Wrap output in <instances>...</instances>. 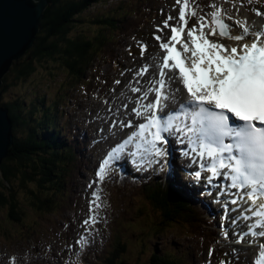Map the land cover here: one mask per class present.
I'll return each instance as SVG.
<instances>
[{"label": "rangeland", "instance_id": "rangeland-1", "mask_svg": "<svg viewBox=\"0 0 264 264\" xmlns=\"http://www.w3.org/2000/svg\"><path fill=\"white\" fill-rule=\"evenodd\" d=\"M49 1L46 10L51 6V0ZM132 1L97 0L94 4L87 7L85 13L77 17L75 22H71L69 34L91 36L96 32L94 19L104 15L117 17L120 11H122L121 14L125 12L128 14L124 18L122 17L123 22L118 27H115L116 30L106 29L109 39L115 37L113 40L106 41L105 46H103V53H101L102 57L96 59L95 65L88 72V78L83 77L79 80V78L73 76L71 71L64 68L65 63L61 62V57L50 59V57L43 56L41 60H34L36 65L35 70L26 80L24 78L18 81L13 79L8 80L9 88L6 92L7 95L13 99H21V101H31L39 92L42 93L41 95L46 96L47 101L57 98L56 96L58 95L69 97V102L71 101L72 105L69 108H63L61 111L63 114L66 109L67 115L64 117V120L69 119V122L64 126H67V131H69V128L72 131L69 144H76L77 128H82L83 132H87V125L78 120V116H81L90 108L96 110L99 102L106 103L108 101V96L110 97L111 92H114L119 84L117 83L119 78H126L129 72L123 68V64L129 63V65L135 67L142 63V61L138 63L136 58L140 56L143 58L145 56L142 51L145 50L143 46L146 45L147 41L151 42L156 36H163L166 32L171 34L170 28L164 27V22L168 20L170 15L173 19L168 20L169 25L170 23H173V25L179 23L178 16L181 5H178L176 0H137L134 8L136 11L130 15L129 11L133 9L131 5ZM214 1L221 3V5L223 4V6L215 4V7L211 10L210 8ZM196 3L200 4V9H204V28L212 26L211 19L209 22H206L208 15L211 16L210 11L214 12L219 10V8L222 9L221 12H225L227 15L228 13H233L234 15L242 14L240 18L243 20L241 19L239 24H234V21H238L236 16L226 19V23L233 25L232 28L239 30H241V26L245 23L249 27L254 28L259 16L256 13L260 12L261 15L264 14V11L261 10V8H264V0H252L251 3L249 0H190V9L195 8L197 10ZM120 8L123 9L120 10ZM198 19L199 16L191 17L194 25L198 24ZM42 21L41 29L36 35L34 44L27 50L29 55H32L42 30ZM257 24H260L264 29L263 21H257ZM158 29H163V31H159ZM220 39L227 41V38ZM156 40L155 38L151 42L154 46L151 48L150 54L156 51ZM161 42H164L162 37L159 44ZM111 56L119 59V65L116 66L113 61L109 60ZM89 83L90 86L88 85ZM75 116L76 119L74 118ZM108 124L111 125V122H108ZM87 146L84 144L82 148L85 149ZM77 148L79 149L78 144ZM78 152L81 151L78 150ZM85 154L89 157L92 156L88 152ZM165 164H160L158 169H162V165ZM112 173L105 180H97V185L93 188L95 195L93 194V197L88 200L82 194L79 186L75 188L74 196L76 197V204L66 214L62 209L56 212L55 215L43 214L38 216L37 214H32L28 218L27 223L33 224L34 219H37V222H39L33 225L32 231H30L32 233L29 235V228L23 230L24 225L21 222L9 220L6 216L7 209L0 207V227L2 228L0 230V264H53L52 257L56 253L62 257L58 264H117L119 262L122 263L123 259H128L131 264H153L149 260L152 251L156 253L174 251L178 255H183L185 251L191 252L193 250L196 252L195 256H190L193 264H242L240 260H231L232 256L228 248H226V251L223 245L220 248L214 247L209 243V239L198 240L194 236L182 231L175 236L169 233L170 230L164 231L165 234L159 236L152 234L151 231L154 228L161 226L158 214L156 213L157 210L149 212V202L146 197H140L136 191L131 190L130 185H127L129 178L126 183H122L116 177L120 181L121 187L113 188L111 200L107 203L106 196L108 189L113 184L114 179ZM163 175L161 174V176ZM89 177L86 181L92 184L95 180L94 171L89 174ZM91 177H93V180H91ZM80 178L79 176H75L73 178V185ZM98 186H100L99 192L97 191ZM190 186V183L187 181L188 189H190ZM85 187H87V184H85ZM67 189L66 193L68 194L70 188ZM96 196H99V200H96ZM93 201H96L99 207H95L92 203ZM103 208L104 211L108 210V215L105 217L102 216L101 212ZM144 208H147L146 211ZM90 209H94V211H90ZM73 213H76V215L72 216ZM68 215V222L60 221L62 217L67 219ZM92 215L96 216L97 222L95 225L91 224V222L85 225L84 221ZM139 215L141 216L140 220ZM25 218L26 215L21 219ZM109 223L111 224L110 235ZM9 226L18 227L23 234H20ZM180 226L183 228L182 225ZM59 228L61 230L56 231ZM114 231L115 237L112 236ZM118 241H120V244ZM156 246L158 247V251L155 250ZM105 251H108L107 256L102 259L95 257ZM253 262L250 261L249 264H253Z\"/></svg>", "mask_w": 264, "mask_h": 264}, {"label": "snow or ice", "instance_id": "snow-or-ice-1", "mask_svg": "<svg viewBox=\"0 0 264 264\" xmlns=\"http://www.w3.org/2000/svg\"><path fill=\"white\" fill-rule=\"evenodd\" d=\"M176 2L181 5L179 23L169 25L168 20L173 17H168L164 27L170 28L172 35L170 42H161L160 46L167 53L163 58L164 68L174 66L178 69L179 77L189 94V99L181 103L180 107L182 110L194 108L191 113V125L179 127L173 123L172 115L165 120L157 114L166 106L162 101L170 98L163 91L166 82L165 73L161 71L155 101L142 105L149 113L147 123L140 124L138 132L133 133L123 145H117L108 154L97 175L103 179L110 162L119 159L117 154L136 138L141 140L137 144V151L143 148L145 152L156 157L167 156L166 146L169 141L163 133L171 134L175 127L177 132L187 135L189 142L199 149L200 170L191 174L197 180L203 177L208 184L222 176L229 179L231 187L243 191L254 204L260 201L261 211L255 215L264 217V200H261V197H264V30L254 31L245 23L241 26V32L233 35V25L226 23V19L231 18L226 17V14L222 16V10H217L211 13L212 26L209 32L205 33V17L200 16L198 24L188 29L190 44L183 42V53L191 54L189 65L174 43L182 42V34L188 27L189 18L196 17L197 11L195 8L190 9V0ZM256 14L261 15L260 12ZM239 23L234 21V24ZM208 35H219L243 43L226 49L223 44L210 41ZM155 38L161 40L160 36ZM143 48L146 50L147 46ZM170 62L174 64L170 65ZM134 91L139 92L140 89L136 88ZM175 91L178 92L179 88ZM134 111L138 116L142 115L139 109ZM230 117L243 123L233 127ZM126 126L130 127L131 123ZM146 132H151V139L145 136ZM204 172L209 175L203 176ZM96 200H99V196H96ZM236 202L232 201L234 204ZM92 203L99 207L96 201ZM89 222L95 225L96 216H90L84 224L88 225ZM260 224L264 227V220H261ZM252 235L264 236V231L252 232ZM239 239L242 242L243 237ZM261 248H264V245H261ZM261 257L264 258V252H261ZM259 264H264V259Z\"/></svg>", "mask_w": 264, "mask_h": 264}, {"label": "bare ground", "instance_id": "bare-ground-1", "mask_svg": "<svg viewBox=\"0 0 264 264\" xmlns=\"http://www.w3.org/2000/svg\"><path fill=\"white\" fill-rule=\"evenodd\" d=\"M134 2L135 4H133ZM136 4H137V0L136 1L133 0L131 3L133 7L132 9L133 11L132 10L129 11V14L131 12L132 14L134 13V10H135L134 8ZM215 4L221 5V3L214 1L213 5ZM221 6H223V4ZM210 9L213 10V7L211 6ZM219 10H222V9L219 8ZM261 10L264 11V8H261ZM211 13L212 11H210V14ZM126 14L127 13L125 12L123 18L125 17ZM221 15L224 16L225 12H221ZM198 16L199 17L203 16V13H199ZM235 16L238 21L242 19L240 18L242 14H239V15H234L233 13H228V15L226 14V17H230V18L235 17ZM210 19H211V16L208 15V19L206 20V22L207 21L209 22ZM257 21L264 22V14L258 16L256 20V26L252 28L254 29V31L264 30L260 24H257ZM170 25H173V23H170ZM193 25H194L193 20H191V17H190L188 27L184 30L182 34V42L180 44L182 49H183V42H188L190 44V38L187 33H188V29H190ZM209 29L210 27H207V28H204L203 31L207 33L209 32ZM240 32L241 30L232 28L233 35L239 34ZM171 35L172 33L169 34L166 32L163 36L160 35V37L163 38L164 43H167L166 41H170ZM220 38L226 39L225 37H221V36L219 37V35H216V36L208 35V39L210 41L223 44L226 49H230L231 47H237L238 44L243 43V42H236L233 40L231 41L230 39H227V41H224V40H221ZM154 39L151 40V42H153ZM159 41L160 40H156L155 42L156 51L153 54H150L149 52L151 51V48L154 45H152L151 42L149 41L147 42L145 41L147 48L146 50L142 51V53L145 54V56L143 58L142 56L136 58V61H138V63L141 61L142 63L135 67H133V65H129V63L127 64L124 63L123 68L129 72L126 75V78L124 77L119 78L120 82L118 86L115 88V91L111 92L110 97L108 96V101L106 103L99 102L98 108L96 110L94 108H90L86 112H84L81 116H78L79 118L77 119L87 125L86 127L87 132H83L82 128H77L78 132H77V137L75 138L76 144L73 143L77 152L74 149H72L73 157L78 158V155L80 157L79 161H81V164L78 167V170L75 176H79L81 178L77 179L74 185L70 187L71 193L67 195V198H66L67 200L61 199V201L64 203L68 201L71 202V203L66 204L64 208H60V210L62 209L65 211V214L69 211V209L73 205L76 204V201H75L76 197L73 195L75 188L79 186L82 190V194L85 196L87 200L93 197V194H94L93 188L97 185V182L93 181L91 184V187H85V184L87 183L86 180L90 178L89 174L91 173V171H94V172L99 171L101 164L106 159L109 152L113 150L114 148H116L117 145L122 143L124 139L126 141L128 140L130 136L133 135V133L138 132V128H139L138 126L142 123L145 115L148 113V111L144 107H142V105L153 103V101L155 100L156 90L159 88L161 71L165 73L164 80L166 82V85L167 86L169 85L172 90V95H171L172 97L168 99L167 110L170 108H177L181 102L187 101L189 99V94L187 93L186 88L183 87L180 83L181 81H180L178 72H176L175 70L168 71L167 68H164L163 58L167 53H165L164 50L161 48L160 46L161 44H159ZM27 53L28 52L25 50V52L20 57H18V59H20L22 56L26 55ZM148 55H151V56L146 57ZM187 55H188L189 60L191 61L190 59L191 54L187 53ZM14 63L15 61L12 62V64L9 66L8 71H6L1 78L3 82L0 85V92H1V89L4 83V77L10 71ZM170 65H171V62H170ZM136 88H139L140 91L139 92L134 91V89ZM177 88H179L178 92L175 91ZM146 93L147 95H145ZM41 94L42 93L39 92V94H37L36 97H34L32 100H34L37 97H40ZM3 96H4V92L1 93L0 106H4V104L2 103ZM43 96L45 95H42V97H40L41 101L34 100V101H27V102L30 103V105L32 106V110L34 111V115L36 116H37V112L41 114L43 110L49 109L50 107H53L54 109L59 108L58 109L59 119L55 121L57 123H60V125L63 126V128L65 129L62 135L60 133H59L60 136L58 137H56L57 133L56 135H54L56 138H54L53 143L55 144L56 148L61 146L67 149L68 152H70V149L72 147L68 146L67 144L70 143L72 131L70 130V128H69V131H67L66 130L67 126H64L65 124L69 122V119L64 120V117L67 115L66 109L64 110L63 114L61 111L63 108H69V106L72 105L71 101L69 102L70 98L58 95L56 96L57 98H53L50 101H47L46 99L45 101ZM92 105H94V103H92ZM134 109H139L142 115L138 116L136 111H134ZM8 116L12 123L13 136H14V124L10 117L9 110H8ZM74 118L76 119V116ZM108 122H111V125L108 124ZM129 122L131 123L130 127L126 126ZM88 141H90V143L86 147V151L88 153L91 152V154L94 156L91 161H88V159L85 157L84 149L82 148V145L86 144ZM60 142H62V144ZM77 144H78L79 149L77 148ZM127 146L137 147V144L134 143V140H133L130 143H128ZM78 150H80L81 152H78ZM146 153L147 152H145V154ZM9 154L10 153H8L6 157L2 158V160L0 161V166L3 164L4 160L9 156ZM143 156H141V158ZM145 160H146V164H136L135 160L131 159L128 154H125L123 159L116 162L115 164H111L109 168L113 165L112 166L113 176L117 177L120 181H122V183H126L129 178V182H132L136 186L141 185L140 189H142L143 187V189L148 193V196H147V193H143V194L140 193L139 195L142 198L145 196L146 199L148 200L149 202L148 208L150 209L149 212L151 210L152 211L154 210V212L155 210H157L156 213L158 214L160 225L167 221L166 215H168V211L167 209L160 211L159 207L155 208L150 202V199H152L151 195L153 197L155 195H159L165 198V199H162L160 197V202L165 203L166 205V203L168 202L167 199H169V196L167 198V194L170 195L169 193H171L170 195L171 197H176V196L183 197V199L180 200L181 204H183L184 202L186 203L187 207L192 206V211L193 209L194 211L192 212L188 210L190 211L188 213H201L202 212L201 206L203 204L210 206L208 210H210L211 212L216 213V214L221 213L223 217V223H225V227L229 231L230 237L234 235L232 233V219H231L234 217V214L232 213L234 205L228 198L229 196L234 197L235 194H233L232 192H228L227 184L219 183V181H216L215 179L213 180V183L208 184L205 182L203 177L200 180H197L191 173H193L194 171L200 170V169L190 164L189 162L183 164V161L181 162L178 159V157H173L171 155H167L165 157H160V158L158 157V161L156 162L154 158L147 156L145 157ZM167 162H168V165L166 166L167 168L172 167L171 162L176 163L175 168L181 170L178 172L179 177L175 175L174 171L172 172V170L171 171L168 170L167 172H165L167 177H164L163 179L158 180L157 179L158 174L154 172L158 170L160 164L167 163ZM84 168H86V170H84ZM134 170H138V171L147 170V171H144L143 173H138V172H133ZM132 173L134 175L138 174V176H134ZM187 175H188V178H187ZM203 176H206L205 172L203 173ZM176 177L178 179L177 183L174 181ZM187 179L191 185L188 191L192 199L189 198L186 194H184V189L187 187ZM91 180H93V177H91ZM169 180L171 181L172 185L177 187V195L172 194V190H171L172 185L169 183ZM207 184H208V189L206 190L212 189V193L210 194V196H206L204 195V193L201 192V191H204L202 189L203 188L205 189V186ZM112 185L115 187H121V185H118L114 181ZM97 191L98 192L100 191V186H98ZM209 197L215 200L214 204L206 201V199H208ZM195 200L197 202H195ZM210 201H213V200H210ZM146 209L144 208L145 211ZM245 213H249V212L246 211ZM69 215L67 219L62 217L60 221L68 220ZM75 215L76 213L72 214V216H75ZM140 219H141V216L139 215V220ZM195 219L197 220L195 221ZM199 220H200L199 216L197 214H194V220L188 219V218L185 220V218H183L182 222L184 224L182 222L181 223L174 222L171 224H166V225H163L161 228H154L151 231V233L157 234V236H159V235L165 234L164 231L170 230L169 233H172V236H175L176 234H179V232L182 231V232H186L190 234L191 236H194L198 240H202L203 239V234L201 231L202 227L201 225H195V224H198ZM238 223L244 224V221L240 220ZM180 225H182L183 228ZM221 225L222 224L218 226L220 227ZM116 229H117V226H116ZM257 237L259 236L257 235ZM242 244L243 242H234V243H229L226 246V248L230 250V253L233 259L240 260L242 264H249L250 261H257L260 257L261 251H264V248H261V245H263V242H254L253 244L247 243L244 245ZM240 245L242 247H240ZM157 249L158 247L156 246L155 250Z\"/></svg>", "mask_w": 264, "mask_h": 264}, {"label": "trees", "instance_id": "trees-1", "mask_svg": "<svg viewBox=\"0 0 264 264\" xmlns=\"http://www.w3.org/2000/svg\"><path fill=\"white\" fill-rule=\"evenodd\" d=\"M95 1L97 0H51V6L46 10L45 17H43L42 30L32 55L27 53L16 60L4 77L1 89L4 92L2 103L9 108V114L14 124L15 144L9 156L0 166V207L7 209L6 216L9 220L21 222L24 225L23 230L29 228L28 235L32 233L30 231H32L33 225L39 222L34 219L33 224L27 223L32 214L38 216L55 214L60 211V208H64L68 204L62 202L61 199L67 200V195L71 193V190L68 194L66 193L67 188L70 187L71 180L73 181L81 161H79V155L78 158L73 157L72 149L76 151L73 143L67 144L72 147L70 152L61 146L56 148L53 143L54 138L62 135L65 129L55 121L59 119V108L50 107L43 110L41 114L37 112V116L34 115L30 103L21 101V99L10 98L7 95L8 80L18 81L23 78L26 80L35 70L34 60H41L43 56L50 57V59L61 57L63 59L62 61L60 58L61 62L65 63V67H63L71 71L73 76L79 80L83 77L88 78V72L95 65L96 59L102 57L101 53H103V46H105L106 41L113 40L115 37L110 34L114 37L109 39L106 29L116 30L115 27L123 22L122 17L124 16L120 11L117 17L104 15L94 19L96 32L91 36L69 34L71 22H75L77 17L82 16L87 7L94 4ZM122 9L120 8V10ZM113 57L111 56L109 59H113ZM40 97L34 100L41 101ZM43 98L46 101L45 96ZM56 133L57 136L55 137ZM60 143L62 144V142ZM133 187L136 191L142 190L143 193H147L143 187L141 190L139 186L133 185ZM169 194L171 195V193ZM170 195L167 194V198L169 196L167 201L171 199L175 205L167 207V221L161 226L174 222L181 223L183 218L185 220L191 219L188 217V212L192 210L187 207L186 203H180L183 197H171ZM160 197L159 195L154 197L151 195L152 199L149 198L155 208L161 205L159 204ZM25 215L26 218L22 220L21 218ZM199 225L202 227L203 237H206L209 234V229L205 226L202 218L199 220ZM9 227L18 232L21 231L18 227ZM118 243L120 244V241ZM103 257L105 256L101 258ZM157 258L158 260L152 257V262L157 261L156 264H180L177 259L170 257V255Z\"/></svg>", "mask_w": 264, "mask_h": 264}, {"label": "water", "instance_id": "water-1", "mask_svg": "<svg viewBox=\"0 0 264 264\" xmlns=\"http://www.w3.org/2000/svg\"><path fill=\"white\" fill-rule=\"evenodd\" d=\"M49 0H0V85L9 66L27 51L41 29ZM0 92V97L1 93ZM8 107L0 106V161L14 145ZM121 264H129L123 261Z\"/></svg>", "mask_w": 264, "mask_h": 264}, {"label": "clouds", "instance_id": "clouds-1", "mask_svg": "<svg viewBox=\"0 0 264 264\" xmlns=\"http://www.w3.org/2000/svg\"><path fill=\"white\" fill-rule=\"evenodd\" d=\"M204 10V9H203ZM203 10L202 9H199V13H203ZM14 141H15V136H14ZM14 144H15V142H14ZM14 146V145H13ZM113 237H115V235H112ZM123 261H127L129 264H131V262L128 260V259H123L122 260V262ZM118 264H121V262H119Z\"/></svg>", "mask_w": 264, "mask_h": 264}]
</instances>
